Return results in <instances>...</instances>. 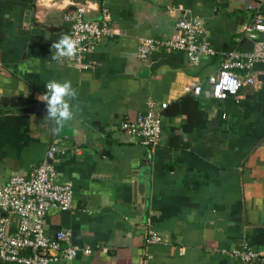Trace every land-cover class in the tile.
<instances>
[{
  "label": "crops",
  "instance_id": "crops-1",
  "mask_svg": "<svg viewBox=\"0 0 264 264\" xmlns=\"http://www.w3.org/2000/svg\"><path fill=\"white\" fill-rule=\"evenodd\" d=\"M260 1L0 0V182L29 175L54 142L80 149L54 161L75 204L51 209L47 228L69 229L93 251L58 264H238L225 250L243 243L264 255V62L253 68L255 84L217 101L206 80L219 55L199 64L180 51L138 57L142 39L179 35L186 16L205 22L216 49L251 50L243 28ZM77 5L94 19L106 6L114 31L80 68L74 57L53 60L51 47L70 35L65 14ZM50 80H70L78 92L74 119L59 132L44 120L46 105L7 101L37 99ZM189 81L202 83L199 95L186 90ZM152 102L168 104L157 145L117 130ZM150 231L167 242L145 245Z\"/></svg>",
  "mask_w": 264,
  "mask_h": 264
},
{
  "label": "built area",
  "instance_id": "built-area-1",
  "mask_svg": "<svg viewBox=\"0 0 264 264\" xmlns=\"http://www.w3.org/2000/svg\"><path fill=\"white\" fill-rule=\"evenodd\" d=\"M263 8L264 0L249 5L252 17L244 26L243 33L254 42L251 50L216 49L206 36L205 22L197 17L186 16L177 23L179 35L170 39H142L138 47V57L147 60L156 50L180 51L188 56L192 64H199L205 58L219 55L220 66L206 82L212 86L216 99L237 96L244 85L256 83L253 68L256 63L264 62ZM65 20L70 26V36L79 41L74 57L77 68L84 66V55L93 51L102 37L112 36L114 33L106 6L101 7V16L94 19L87 15L85 5H77L65 14ZM202 88L201 82L189 81L186 86V90L198 95ZM167 107V103H162L156 108L152 102L146 112L124 120L117 130L134 142L155 146L162 137V111ZM68 149L54 142L48 148L45 159L29 175L14 174L8 181L0 182L2 261L13 264H58L79 254L92 253V246H80L72 241L71 230L60 229L52 234L47 228V216L51 209L69 210L75 204L73 184L62 180L54 165L59 156L70 151L80 153L79 148ZM144 241L147 246L167 242L163 235L154 231L147 232ZM97 247L105 252L110 250L107 246ZM225 252L234 257L238 264L264 262V255L246 243Z\"/></svg>",
  "mask_w": 264,
  "mask_h": 264
},
{
  "label": "clouds",
  "instance_id": "clouds-1",
  "mask_svg": "<svg viewBox=\"0 0 264 264\" xmlns=\"http://www.w3.org/2000/svg\"><path fill=\"white\" fill-rule=\"evenodd\" d=\"M79 41L68 34L62 35L51 47L54 49L53 60L73 58L77 54ZM78 96L77 90L70 80H50L46 83V92L37 99L46 105L44 120L54 124L53 132H59L74 119L73 101Z\"/></svg>",
  "mask_w": 264,
  "mask_h": 264
},
{
  "label": "water",
  "instance_id": "water-1",
  "mask_svg": "<svg viewBox=\"0 0 264 264\" xmlns=\"http://www.w3.org/2000/svg\"><path fill=\"white\" fill-rule=\"evenodd\" d=\"M7 101L10 103V104H13V105H17V106H25L27 103H30L32 104V111H35L36 109H38L39 107H36L37 105H45L43 102L37 100V99H22V98H17V97H14V98H8L7 97ZM217 101H219V99H217ZM140 176H142V172L139 173ZM140 181V180H139Z\"/></svg>",
  "mask_w": 264,
  "mask_h": 264
}]
</instances>
